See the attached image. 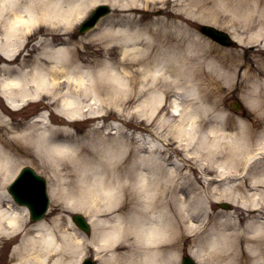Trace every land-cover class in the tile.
Returning a JSON list of instances; mask_svg holds the SVG:
<instances>
[{
    "label": "bare ground",
    "instance_id": "6f19581e",
    "mask_svg": "<svg viewBox=\"0 0 264 264\" xmlns=\"http://www.w3.org/2000/svg\"><path fill=\"white\" fill-rule=\"evenodd\" d=\"M134 2L148 6L150 0ZM81 3L0 0V245L15 243L11 264H78L85 249V236L68 230L61 215L31 222L29 208L14 202L7 188L17 172V156L29 147L58 159L74 154L80 142L69 125L81 111L92 120L98 117L84 101L98 97L103 105L136 96L145 98L147 105L140 108L149 121L165 99L174 97L171 105L179 118L173 134L153 144L142 139L135 157L121 169L115 168L114 156L129 143L110 142L105 171L102 163L77 156L72 175L81 180L79 189H66L62 180L52 178L56 205L50 212L59 203L89 214L101 264H174L182 241L194 244L190 252L202 264H264V155H251L264 148V54L250 58L241 50H218L193 32L177 17L207 21L197 15L196 0H178L173 16L144 26L140 19L146 13L140 19L130 15L125 26L102 23L92 37L105 47L83 52L71 36ZM111 3L124 7L117 0ZM243 20L233 36L264 51V16ZM62 33L67 41L51 36ZM107 54L111 60L99 61ZM225 83L242 87L254 121L232 118L219 107L210 110L220 105ZM35 96L48 98L45 106L60 101L69 123L54 126L43 114L25 123L13 121L14 110ZM180 102H186L183 109ZM251 163L263 165L251 172ZM220 200L235 205L217 209Z\"/></svg>",
    "mask_w": 264,
    "mask_h": 264
},
{
    "label": "rangeland",
    "instance_id": "374dc122",
    "mask_svg": "<svg viewBox=\"0 0 264 264\" xmlns=\"http://www.w3.org/2000/svg\"><path fill=\"white\" fill-rule=\"evenodd\" d=\"M92 1L95 0H82V3L79 8V15L86 13L89 7L93 4ZM98 1H107L111 3L114 0ZM117 1L124 4V7H113V11L103 19V27L108 28L109 26H113L116 28L119 25L125 26L128 17L137 16V19H140L141 15L143 13H146V16L140 19V25L144 26L148 21L158 20L159 17L173 16V13H176L177 11L176 8L179 5H185L186 2L183 1L181 4L178 5L175 4L176 2L166 4L164 2H161L160 0H155L154 2L150 0L149 3H146V5L148 4V6H143V4L138 6L137 2H134V0ZM112 5L114 6L113 3ZM194 6L197 11V15L207 16V21H201L200 19L194 17V15V18H177L179 20L182 19L183 23H187L193 32L199 33L200 37L210 41L218 50H222V47H224L225 49L241 50L244 53L247 52L250 58H254V55L258 53H262V55L264 54L262 46L258 47L257 44H255L254 42H247L242 44L237 43L236 45L225 47L224 45L213 40L212 38L202 34L198 28V24L200 22H204L213 24L231 33L233 30L235 31L239 24L244 22L243 16H264V1L256 2V0H196V4ZM84 18H86V16H83L80 21H82ZM114 18H117V20L115 21ZM137 19L134 17V20ZM78 27L79 25H76L74 27V32H72L71 36L73 38L75 37V39L80 42L78 44V48L80 51L84 52L87 50L96 49L97 45H102L103 47H105L106 42H102V40L99 39L97 36L94 38L92 37L94 32H91L90 34H81L78 30ZM67 35V33H62V35L53 34L51 36L55 39L65 40L66 38L67 41ZM68 43L67 45H69ZM102 60H111V56L109 54L104 55L103 57L99 58V61ZM83 63L86 64L87 62ZM233 83H235V80L233 81ZM224 86L225 89L222 92L220 105L210 110L215 111L218 110L217 107H219L220 109L227 110L228 114L232 118L236 117L237 115H240L245 119H251V121H254V116L251 113V108L247 106L246 103H244V100L242 98V87L238 86L237 84H234V86L231 87L227 83H225ZM235 86L240 88H235ZM127 88L128 85L124 86V89ZM124 97L130 99L131 95L129 93H125ZM235 99L241 100V102L244 104V110L238 112L231 106V103ZM48 100V98H44L43 100L37 103L28 105L18 111L13 112L12 116H14V118H12V120L17 122L19 120L21 123H25L32 119L34 114L40 113L46 117L49 114V116H51V118L53 119V122H55L54 126L58 127L61 126V124L69 123V120L65 118L66 116L62 112L63 106L61 102L57 101L53 102L50 106H45L44 103ZM210 101L212 102V99H210ZM101 102L102 101L98 97L93 100L84 101L85 105L91 103V105H93L94 109L97 111H95V114H98V117H96L95 120H92L90 118L85 119L86 116L80 117V115L76 116L77 118H79L78 121L72 122V124L69 125V129L73 130L72 132L75 134V136L80 142L77 143V151H75L74 149L71 150L74 152V154H61L60 158L58 159L59 156H48L46 152L43 151V149L29 147L25 152L17 156L19 162L17 170H19L22 166L30 165L36 171L44 175L47 178L48 182L50 181V183L54 181L52 180V178H54L56 179V181H58V183L62 180L63 186L66 187V189H79V182L81 183V180L77 183L76 181H78V179L72 175V169H75L78 165L77 156L86 158V160L89 163H93V165L102 163V169L105 171V164L107 165V161H111V153L109 154L108 146L111 147L112 145H114L115 141H119L125 146L127 143H129L131 146L129 147V149L125 150L124 147V150H118L114 156L116 169H121L122 163H124L127 167V161L130 162L131 158L135 157V152H137L140 148L139 146L142 145L140 144V141L142 139H145L146 142H149V144H153L154 142L159 141V136L163 138L164 136H169L173 134L172 132L174 131L176 127L175 124L177 123V119L179 118L175 116L172 112V109L175 108V105L174 102L173 106L171 105L172 100L170 99H165L164 104L166 105L158 110L157 114L153 117L152 121L148 120L146 112L140 108L141 104L147 105L144 97L136 96V98L134 100L131 99L130 102H128L127 100H108L103 105H101ZM185 103L186 102H180L181 109L185 107ZM88 107L91 106L89 105ZM122 109L124 110V114L122 113ZM80 113L83 114L82 111ZM99 114H102V116H99ZM262 117H264V114ZM231 125L230 128H232ZM107 128H111V130ZM60 132L57 133L59 135L58 137L63 136L60 134ZM92 133H95L94 136H91ZM104 135L106 141L103 144L101 138ZM68 138L71 139V136H68ZM110 142L112 143V145L110 144ZM109 164L111 165V163ZM129 165H131V163ZM221 202H224V200L216 202L214 206L217 209H222V207L224 206H222ZM55 205L52 200L49 211ZM230 205V207H233V203H230ZM56 207L57 209L54 212L46 214V219H50L53 216L61 215L62 221L64 222L66 227L68 225V230L73 231L74 229H78L79 234H83L85 236L83 244L85 251L95 256L94 250L91 247V244L93 243L92 241H96L95 239H97L96 237H94L95 229L93 228V226L91 234L85 233L73 221L72 222L74 226H71L69 219L72 220L73 213L78 211H70L68 208L62 206L59 203ZM84 214L87 213L85 212ZM101 215L110 216L109 213ZM191 245L193 244H188L182 241L178 250L181 254H179L174 264H179V259L184 253H187ZM7 249L8 246H5L4 243L0 245L1 263H6ZM105 264L108 263L106 262Z\"/></svg>",
    "mask_w": 264,
    "mask_h": 264
},
{
    "label": "water",
    "instance_id": "95a60500",
    "mask_svg": "<svg viewBox=\"0 0 264 264\" xmlns=\"http://www.w3.org/2000/svg\"><path fill=\"white\" fill-rule=\"evenodd\" d=\"M34 177L32 180V187L29 190L17 189V185L12 188L15 196L22 202H26L30 205L33 217L41 216L48 204L47 195L44 189L43 180L38 177L33 171H29ZM78 223L86 225V222L82 216H75ZM183 264H196L190 257H185Z\"/></svg>",
    "mask_w": 264,
    "mask_h": 264
}]
</instances>
